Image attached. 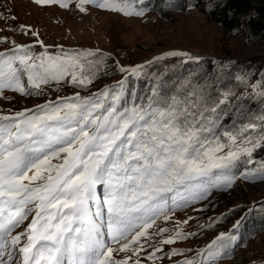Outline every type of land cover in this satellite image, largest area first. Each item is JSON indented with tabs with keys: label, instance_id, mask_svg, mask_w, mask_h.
<instances>
[{
	"label": "snow or ice",
	"instance_id": "obj_1",
	"mask_svg": "<svg viewBox=\"0 0 264 264\" xmlns=\"http://www.w3.org/2000/svg\"><path fill=\"white\" fill-rule=\"evenodd\" d=\"M72 2L34 0L38 6L64 8ZM87 5L126 17L147 11L137 0L76 3L80 12L89 11ZM18 29L39 36L30 26ZM11 43L12 48L0 51V96L5 90L42 95V86L61 81L87 87L104 56L95 59L98 50L63 48L56 55L47 48L36 55L33 45ZM178 56L191 59L174 50L144 64L117 67L139 78L146 66ZM119 83V91L77 92L0 114V264H143L146 247L155 264L192 252L176 247L165 252L164 245L196 233L159 227L157 221L170 220L176 209L206 198L213 188L230 187L233 170L255 165L254 150L264 149V116L260 125L249 122L224 131L227 141L222 142L210 118L216 108L206 107L203 92L169 95L158 82L146 103L123 106L124 81ZM258 128L260 134L253 136ZM241 175L264 179V162ZM234 239L220 233L176 264H218L234 250Z\"/></svg>",
	"mask_w": 264,
	"mask_h": 264
},
{
	"label": "rangeland",
	"instance_id": "obj_2",
	"mask_svg": "<svg viewBox=\"0 0 264 264\" xmlns=\"http://www.w3.org/2000/svg\"><path fill=\"white\" fill-rule=\"evenodd\" d=\"M171 1L178 2L166 0L168 17L156 11H147L142 17H126L92 5H87L89 11L80 12L76 7L78 0H73L67 8L59 4L38 6L34 0H0V37L8 38V42L0 41V51L12 48L11 41L15 40L17 44L33 45L36 55L45 48L53 55L59 54L61 48L98 50L95 59H100V53L104 54L91 85L81 88L67 81L52 82L42 86V95L31 96L5 90L0 96V114L34 109L36 105L56 101L57 97H71L77 92L90 96L105 88L119 91L120 81H124L123 105L128 80L136 85L137 81L146 79L149 81L145 90L147 97L158 82L169 95L178 90L185 95L191 91L203 92L208 101L206 107L216 108L210 118L217 117L216 124L224 127V131H236L249 122L260 125V117L264 116V44L247 43L239 33L224 30L207 17L197 5L199 0H190L185 11L169 9ZM200 1L206 3L205 6L212 2ZM21 24L30 26L39 36L21 32L18 29ZM174 50L187 52L191 59L178 56L157 61L146 66L139 78L117 67L144 64ZM238 76L244 79L238 80ZM259 134L260 128L252 133L253 136ZM220 139L227 141L224 136ZM258 149L252 157L255 165L241 164L233 170L235 179L230 187L213 188L206 198L176 209L170 220L157 221L159 227L196 235L163 246L165 252L173 247L192 249V252L165 257L155 264H176L185 256L191 257L220 233H230L237 243L240 239L237 230L245 221L250 222L248 231L252 237L234 249L231 258L223 257L218 264H251L252 261L260 264L264 259V179L241 175L246 169L259 167L264 162L257 154ZM185 220L187 224L183 223ZM150 251L146 247L141 253L143 264H152L147 256Z\"/></svg>",
	"mask_w": 264,
	"mask_h": 264
},
{
	"label": "trees",
	"instance_id": "obj_3",
	"mask_svg": "<svg viewBox=\"0 0 264 264\" xmlns=\"http://www.w3.org/2000/svg\"><path fill=\"white\" fill-rule=\"evenodd\" d=\"M166 0H144L143 5H139L137 0V6H142L147 11H156L160 15L168 17L165 12ZM171 10L185 11L190 3V0H178V2H169ZM197 3V2H196ZM206 13L207 17L219 24L224 30L239 33L245 42L250 44H264V0H212V2L205 6L206 3L198 1L197 4ZM146 11V12H147ZM128 92L123 102V106H131L133 103L147 102V96L145 90L149 85V81L142 79L137 81L135 85L131 79L128 80ZM184 94L181 90L175 91L173 95ZM215 120L214 133L223 137L224 127L216 124L218 118L213 117ZM259 157L264 158V149L259 148L257 151ZM250 222L245 221L240 224L237 234L240 239L236 243L232 241L233 249L241 246L251 236V232L248 231ZM234 251V250H233ZM232 251V252H233ZM232 253L225 258H231Z\"/></svg>",
	"mask_w": 264,
	"mask_h": 264
}]
</instances>
